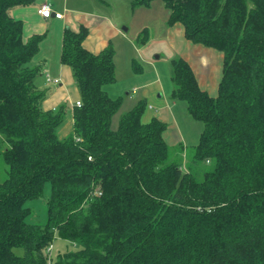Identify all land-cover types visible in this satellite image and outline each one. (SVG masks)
Here are the masks:
<instances>
[{
  "label": "trees",
  "instance_id": "16d2710c",
  "mask_svg": "<svg viewBox=\"0 0 264 264\" xmlns=\"http://www.w3.org/2000/svg\"><path fill=\"white\" fill-rule=\"evenodd\" d=\"M35 1L0 0V264H49L56 238L76 247L55 264H264V0H162L168 24L224 54L217 95L172 60V96L204 124L189 162L165 122L143 119L145 99L112 127L114 47L87 49L84 24L63 31L81 105L59 136L70 107L44 109L36 83L45 34L26 39L11 13ZM39 200L44 220L32 222Z\"/></svg>",
  "mask_w": 264,
  "mask_h": 264
},
{
  "label": "rangeland",
  "instance_id": "374dc122",
  "mask_svg": "<svg viewBox=\"0 0 264 264\" xmlns=\"http://www.w3.org/2000/svg\"><path fill=\"white\" fill-rule=\"evenodd\" d=\"M59 4V9L63 7L65 0H54ZM69 4H73L77 7L90 8L96 7L106 10L108 8L112 10L113 16L116 17L120 26L125 30H122L121 35L115 37L111 44L115 51V82L106 85V90L114 98L121 99V105L116 113L112 117V127L117 128L119 120L122 114L131 109L139 100V93L134 94L127 92L132 90L133 86L143 85L154 78H161L165 86V93L169 94L172 100L176 101V108L174 110L175 115L178 119L177 128L175 133L170 134L168 140L169 145L172 149L177 146L173 143L178 133L181 134V144L184 146L186 151L184 152L185 162H189L190 157L193 153V148L198 144L200 140L201 132L204 129L202 121L192 117L187 110L186 100L174 98L172 96L173 89V64L172 60L175 58L169 42L164 38V30L168 23L169 17L165 22H162L164 16L162 15V0H153L148 5H139L132 7V0H67ZM102 1H106L110 4L104 6ZM98 6V7H97ZM64 11V10H63ZM64 31V25H60L58 21H54L48 25L42 34H45L44 39L40 42L39 51L34 58L37 62L39 57H46L49 62L53 64V58L61 62V54L55 55L58 49V43L62 45V35ZM56 42H58L56 44ZM43 45V46H42ZM45 45V46H44ZM61 53V52H60ZM48 54V56H47ZM49 54L52 57H49ZM160 56V57H159ZM135 65H139L138 70ZM53 76L52 73H50ZM45 78L37 76L36 83L45 89ZM52 78V77H51ZM47 86V85H46ZM54 86H47L46 89L48 99L49 94ZM44 99V100H45ZM46 99V100H47ZM44 102V101H43ZM70 99L63 101L70 105ZM61 103V104H62ZM180 146V145H179ZM35 214L31 215L30 220L32 222H42L45 216V203L39 200L35 203ZM75 245L70 242H66L61 238H56L53 242V249L51 251L49 264H55L54 259L58 253L65 251L67 248L75 249ZM16 252L19 254L23 253V248H16Z\"/></svg>",
  "mask_w": 264,
  "mask_h": 264
},
{
  "label": "crops",
  "instance_id": "0c3cea01",
  "mask_svg": "<svg viewBox=\"0 0 264 264\" xmlns=\"http://www.w3.org/2000/svg\"><path fill=\"white\" fill-rule=\"evenodd\" d=\"M102 2L105 7L107 6L108 8L110 6L106 1ZM44 3H49L53 11L63 13V17L61 19L54 17V15L51 17H43L38 10ZM162 4L164 7V11L163 8L161 11L164 16L162 22L166 23L170 12L164 1ZM101 8H90V6H88V8H81L69 4V2L65 0L62 7L63 11L61 8L59 9V4L54 0H36L30 5L15 7L12 9L11 13L15 18L24 22L23 35L26 39L35 34H42L45 28L51 23H54V21H58L61 26L64 25V29L65 27L78 29L81 24H84L89 28V34L84 40V46L90 51L98 53L108 46L115 37L120 36L122 30H125L120 26L116 17L113 16L110 8H108V12L105 9L101 11ZM163 34L164 38L169 42V47L171 48L174 57H183L191 64L198 78L200 87L203 90L208 91L211 95H217L218 85L223 72V52L212 47L194 43L187 39L184 26L181 23H175L173 25L167 23ZM57 43L58 42H56V44ZM58 47L61 48L58 49L55 55H58L59 57L61 54L60 52L62 51L61 43H58ZM49 57L52 56L49 54ZM39 58L40 59L37 60V62L34 61V64L41 66L40 76L45 78V74L51 75L50 73H52L54 77H50L59 79L58 84L47 81V78L44 79L45 89L38 85L40 89L46 91V97L48 92L46 87L54 86L48 99L46 98L47 100L45 99L43 102L44 109H55L63 101L70 99V112L58 128L59 136L65 137L72 132L74 128L71 107H73L76 101L81 99L79 88L70 66L62 62L59 63L56 60V57L53 58V64L49 62L46 57ZM135 92L139 93L140 99H145L147 102L143 119L147 121L152 117H158L167 124L164 138L169 144L170 142L168 138L170 134L173 132L175 133L177 128L178 119L174 112L177 104L175 100H172L169 97V94L165 93V86L162 79L154 78L142 86H133L132 90H129L127 94H134ZM180 139H182V136L178 133L176 139L173 140V143H182Z\"/></svg>",
  "mask_w": 264,
  "mask_h": 264
},
{
  "label": "built area",
  "instance_id": "2783aa9c",
  "mask_svg": "<svg viewBox=\"0 0 264 264\" xmlns=\"http://www.w3.org/2000/svg\"><path fill=\"white\" fill-rule=\"evenodd\" d=\"M38 12L43 17H51L53 15H54V17L59 18V19H61L63 17V13L58 12V11H53V9H52V7H51V5L49 3L42 4L41 7L39 8ZM46 76H47L46 77L47 78V81L54 82V83L58 84L59 79H57V78H55V79L54 78H51L49 76V74H47ZM76 104L77 105H81V101L80 100L76 101ZM52 249H53V244L50 245V247L48 248V251L51 252Z\"/></svg>",
  "mask_w": 264,
  "mask_h": 264
}]
</instances>
